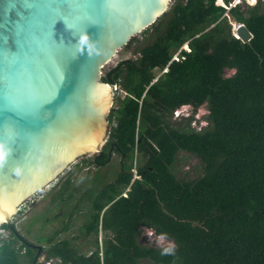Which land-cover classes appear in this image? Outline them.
<instances>
[{"label": "trees", "instance_id": "1", "mask_svg": "<svg viewBox=\"0 0 264 264\" xmlns=\"http://www.w3.org/2000/svg\"><path fill=\"white\" fill-rule=\"evenodd\" d=\"M215 2L173 0L144 31L153 40L138 60L102 73L103 84L127 97L109 113L102 151L80 160L101 168L120 158L82 225L93 248L85 254L56 241L65 225L47 247L36 244L39 251L2 223L9 235L0 240V264H264V0L229 11ZM230 20L244 24L251 41L233 37ZM227 70L234 74L226 77ZM185 106L194 113L205 106V121L193 114L173 121ZM180 154L200 163L199 176L176 177ZM143 228L165 236L175 255L143 243Z\"/></svg>", "mask_w": 264, "mask_h": 264}, {"label": "water", "instance_id": "2", "mask_svg": "<svg viewBox=\"0 0 264 264\" xmlns=\"http://www.w3.org/2000/svg\"><path fill=\"white\" fill-rule=\"evenodd\" d=\"M172 1L0 0V139L13 149L0 168V225L17 232L10 219L30 197L102 151L113 102L102 71ZM85 31L99 54L77 51ZM237 35L254 37L246 26Z\"/></svg>", "mask_w": 264, "mask_h": 264}, {"label": "rangeland", "instance_id": "3", "mask_svg": "<svg viewBox=\"0 0 264 264\" xmlns=\"http://www.w3.org/2000/svg\"><path fill=\"white\" fill-rule=\"evenodd\" d=\"M255 1L249 0L252 5L255 4ZM246 6H248L246 3L242 4L243 9ZM232 23L234 24V22ZM150 36L151 32L146 35H139L129 48H123L117 53L112 62L103 69L102 73L114 68L118 63L138 60L137 51L153 40ZM184 46L182 47L183 50H185ZM225 73L226 77L234 74L233 70H227ZM112 101V105L114 104L113 108H116V100L113 97ZM190 114L194 115L195 120L203 121L206 118L207 110L205 106H202L194 113L191 107L185 106L180 111V117L175 119L173 115L172 120L180 122ZM202 125H206V123L204 122ZM86 160L90 161L91 159L88 157ZM119 170L120 158L116 155L112 157L110 163L101 168L79 161L71 165L70 169H67L59 178V181L55 182L56 184L50 185L43 193L40 192L33 204L28 202L14 214L10 219V223L29 242L40 243L39 246L43 248L47 247L45 240L53 235L54 231L67 225L66 230L62 231L55 240H69L75 249L80 253L86 254L93 248L94 241L93 236L85 237L82 232L83 222L87 220L90 212L88 210L90 202L93 199V195L105 184L111 182ZM201 172L202 168L197 160L185 154L179 155L174 169L177 178L189 181L199 176ZM123 194H126V191L122 193V196H125ZM143 231H145L143 236L145 239L143 240L141 237L143 243H155L160 247L174 246L165 236L153 232V229L143 228ZM8 235L9 232L7 230L0 229V240L6 239ZM44 261L45 255H41L39 262ZM140 264L152 263L143 260Z\"/></svg>", "mask_w": 264, "mask_h": 264}, {"label": "clouds", "instance_id": "4", "mask_svg": "<svg viewBox=\"0 0 264 264\" xmlns=\"http://www.w3.org/2000/svg\"><path fill=\"white\" fill-rule=\"evenodd\" d=\"M77 37L78 38L76 41V47H77V51L79 52V54L83 55L86 53L89 56L99 54L97 50L96 42L92 39V37L89 35L87 31L77 34ZM12 152H13V149L11 145L8 143V141L0 139V168L7 166L9 159L12 155ZM175 251L176 250L174 246H169L163 249V251L161 252V255H173L174 256Z\"/></svg>", "mask_w": 264, "mask_h": 264}, {"label": "built area", "instance_id": "5", "mask_svg": "<svg viewBox=\"0 0 264 264\" xmlns=\"http://www.w3.org/2000/svg\"><path fill=\"white\" fill-rule=\"evenodd\" d=\"M258 0H256L255 1V4L254 5H252L250 2H249V0H233L231 3H229L228 5L226 4V2L224 1V0H217V2H215V4H217L218 6H221V7H223V8H225L226 10H230V9H232V8H235L236 6H238V5H242V4H244V3H246L248 6H255V5H257L258 4ZM229 18V17H228ZM230 19V18H229ZM232 20H230V24L232 25V35H233V37H235L237 40H240V41H242L241 39H240V37L237 35V31H238V29L239 28H241L242 26H244V24H241V23H237V22H235L234 24L231 22ZM184 49H185V51L186 52H189V49H188V46L187 45H185L184 46ZM177 56L178 55H176V53H175V60L177 61ZM109 87L112 89V97L117 101V99H121V100H123V99H125L126 97H127V94L126 93H123L122 91H120V89L118 88V87H116V86H110L109 85ZM115 105H116V102H115ZM113 107H114V104L112 105V109H113ZM182 110V108H180V109H177V110H175V111H173V115H174V117H175V119H177V118H179L180 116V111ZM182 114V113H181ZM133 174H134V178H136L137 177V175H136V169H134L133 170ZM43 193V192H42ZM39 194V193H38ZM38 194H36L35 196H33V197H30L28 200H27V202H25L20 208H19V210H21L28 202L30 203L31 202V204H33L34 202H35V200H36V196L38 195ZM123 195H126V194H123ZM18 210V211H19Z\"/></svg>", "mask_w": 264, "mask_h": 264}, {"label": "flooded vegetation", "instance_id": "6", "mask_svg": "<svg viewBox=\"0 0 264 264\" xmlns=\"http://www.w3.org/2000/svg\"><path fill=\"white\" fill-rule=\"evenodd\" d=\"M43 255H44V253H43Z\"/></svg>", "mask_w": 264, "mask_h": 264}]
</instances>
